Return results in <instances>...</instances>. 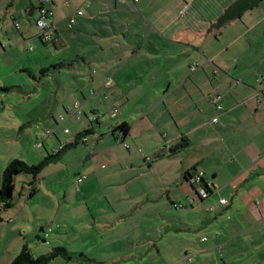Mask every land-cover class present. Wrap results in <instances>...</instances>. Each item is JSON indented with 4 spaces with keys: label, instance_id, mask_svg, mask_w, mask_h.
<instances>
[{
    "label": "crops",
    "instance_id": "obj_1",
    "mask_svg": "<svg viewBox=\"0 0 264 264\" xmlns=\"http://www.w3.org/2000/svg\"><path fill=\"white\" fill-rule=\"evenodd\" d=\"M138 1L141 2L139 7L136 5ZM232 1L83 0L86 8L84 11L77 9L82 14L74 17L73 26H69V17L76 10L68 11L66 16L63 14L64 9L68 10L65 8L68 6L67 0H48L43 5L53 12L48 21V31L52 37L45 41L52 42L54 46L61 44L67 37L63 33V23L67 19V28L72 30L76 26V32L72 35L74 38L86 35L89 29L94 30L91 34L100 38L99 42L102 44L95 40L90 45L99 46L101 51L108 47L111 51L102 55L105 50L100 54L96 53L98 48L83 50L76 54L78 60H74L78 67L84 64L95 70L85 75L89 89L86 95H82L84 104L88 107L91 106L88 102L90 98L96 102V107H90L91 114H104L98 109L99 94H114L118 91L124 93L126 91L121 89L123 87H135L142 83L145 85L147 77L160 78L158 82L151 83L158 84L159 87L154 91L156 99L147 103L146 110L142 107L143 111L133 119L134 123L132 119H126V114H121L118 116L121 121L108 122L106 128L115 140L121 141L123 138L125 141L128 138L133 145L132 151L126 154V165L123 167L129 172L126 179H137L148 173H157L159 176L167 168H173L171 181L160 176L156 186L162 192L167 189L170 202L185 209L183 214L178 215L177 222L175 219H167L165 214H158L160 218L157 226H154L158 229L153 230V235L148 230L137 233L134 221L147 222L145 216L148 218L149 213L144 216L136 215L134 210L137 206H144L145 202H153L156 197L150 199L146 192L138 191L135 192L136 197L129 195L124 200L121 197L112 200L105 194L97 201L110 205V200L114 204L121 200L128 206L127 209L117 212L112 207L111 212H91L77 218L66 217L68 230L76 229L78 237L89 236L95 239V250L92 255L85 243L77 245V248L64 245L72 258L59 264H180L189 253H192L193 258L189 264H264V46L259 44L261 31L254 30L263 23L264 15L257 19L242 18L239 22H234L232 37L226 43L218 41L215 47L211 39H214L213 36L218 37L221 30L216 34L211 25ZM28 5L31 12L38 10L39 0L34 6L30 0ZM248 11L250 10L244 13ZM9 12L14 25L17 24L15 27H19L13 10ZM132 13L134 20H129V14ZM37 17L38 15L35 20ZM3 18L5 19L4 15H0L1 21ZM96 18H99L97 23H91ZM237 19L232 21H238ZM1 21L0 28H3L7 22ZM133 22L136 28L132 26ZM130 28L139 31V39L133 40L125 35ZM210 28V32L205 34ZM252 30L254 31L251 32ZM21 34L26 36L24 32ZM131 45L134 48L129 52ZM112 48L116 50H111ZM135 57L144 60L147 57L149 61L156 59V65L162 69H153L151 75L144 72L138 81L124 84L122 78L132 75L120 71ZM161 59L176 64L165 69L159 65ZM114 62L118 63L113 64ZM109 68L111 71H108ZM120 73L122 78L117 80ZM165 76H174V79L170 78L166 83L162 78ZM106 78H110L111 82ZM105 80L111 87L108 92L102 90ZM79 90L81 93V89ZM216 94L221 96V110H217L212 102V97ZM121 122H126L129 126L125 136L118 130L112 131ZM137 126L141 129L133 134V128ZM89 140L86 139L85 142ZM92 142L84 148L85 154L114 147L104 137H95ZM99 146L104 147L98 149ZM185 146L192 149L191 153L185 159L176 160ZM138 152L147 161L146 167L138 160ZM88 154L80 165L81 172H78L79 175H85L78 185L83 197L89 190L90 194L93 177H97L98 173L93 165L85 163ZM150 158L153 159L151 163ZM205 163L207 167L203 165ZM135 170L139 172L134 173ZM195 170H202L203 179L211 184L207 201H204L207 198L202 201L195 199L188 179L183 176V173H193ZM29 182L30 177L26 180L30 193ZM33 188L35 192V184ZM28 197L31 198L29 195ZM190 198L195 200L191 201ZM220 198L226 200L224 205L219 204ZM84 200L88 203V199ZM21 204L18 208L13 205L16 207L15 214L16 210L19 212L21 209ZM23 206L25 208L26 204ZM209 206L213 207L212 211L207 210ZM5 209L0 204V211L4 213ZM201 209L210 214L206 217L196 214ZM5 216L0 213V221ZM36 226L41 232L45 231L42 225ZM118 227H121V233H118ZM108 232L115 239L111 240L110 245L100 244L98 239L105 237L104 234ZM135 234L136 240H146L144 244L135 241ZM33 236L38 237L35 233ZM202 237H206V240H201ZM173 244L177 246L174 248L176 256L168 262L166 256L173 251L170 247ZM13 256L9 254V263L16 255ZM56 258L47 264L56 263ZM84 259L87 262H82ZM1 264L6 263L4 261Z\"/></svg>",
    "mask_w": 264,
    "mask_h": 264
},
{
    "label": "rangeland",
    "instance_id": "obj_2",
    "mask_svg": "<svg viewBox=\"0 0 264 264\" xmlns=\"http://www.w3.org/2000/svg\"><path fill=\"white\" fill-rule=\"evenodd\" d=\"M29 1L0 0V15L5 17V19L3 18L0 21L1 23H4V21L8 23V25L6 23L3 28H0V175L4 167L12 159H20L29 165H35L47 153L55 154L56 152H53L54 149L60 145L64 146L73 139L77 132L89 125H92L93 132L86 135V139H90L89 141L79 142L75 146L64 149L57 159L42 168L36 176L34 184L37 190L35 189V192L30 196L31 198L28 197L29 186L26 184V180L31 176L26 173L15 174L13 205H17L18 208L21 202L22 204L19 212L16 210L17 214H15L16 207L14 206L5 209L4 213L0 211L2 216L6 215L5 219L0 221V264L4 261L9 264L7 261L9 254L17 255L22 245H27L33 255H40L48 252L52 247L68 245L69 247L77 248V245L85 243L86 249L93 255L94 252L92 251L95 250L93 249V242L95 239L89 236L78 237L76 229L68 230L66 217L77 218L81 215L86 216L91 212H111L112 207L117 212L127 209L128 206L121 200H119L118 204H114L110 200V205L97 201L101 200L105 194L111 197L112 200L115 197L117 199L121 197L124 200L129 195L136 197L137 194L135 192L138 191H140L139 193L146 192L150 199L156 197L153 202L152 200L145 202L144 206H137L134 210L136 215L144 216L149 213L148 218L145 216V219L148 220L147 222L134 221L137 233L138 231L148 230L153 235V230L156 231L158 229L154 228L160 218L158 214H165L167 219H175L177 222L178 215L183 214L185 209L174 206L170 202L167 189L162 192V189L156 186V181L160 176H164L166 181H171L170 177L173 175L174 169L167 168L166 172L159 176L157 173H148L143 177L140 176L141 178L126 179L129 176V172L123 167L126 165V154L132 151L133 145L128 138L125 141L123 138L121 141L115 140L110 130L108 131L106 128L108 122L117 123L121 121L118 118L121 114L123 116L126 114V119H132L131 121L134 123L133 119H136L143 110H146L147 103L156 99L155 95L157 94L154 91L159 87H157L158 84L151 85V83L158 82L160 78L147 77L145 78V85L142 83L135 87L129 85L121 88L126 91L124 93L118 91L114 94H107L106 92L99 94L100 103L98 104V109H101L104 114L96 116L99 119L97 122L90 123L89 118L92 115L90 107H96V102L93 98H90L92 96L90 95L88 102L91 103V106L88 107L84 104L82 95H86L89 89L85 75L92 73L94 69L84 64L78 67L74 60H78L76 54L83 50L97 49L99 46L94 47L90 44L94 43L95 40L100 43V38L92 35L91 33L94 30L91 29L88 30L86 35L81 34L77 39L74 38L72 35L76 32V26L73 28L74 30L67 28L66 19L64 20L65 23H63L65 28H62L63 33L67 37L61 41V44L54 46L52 42L45 41L43 37H40L39 30L35 24L38 10L35 9L31 12V7L28 5ZM36 1L32 0V6L36 4ZM67 1L68 6L65 8H68V10L64 9L63 11L65 16L68 11L77 9L84 11L86 8L83 0ZM136 5L138 7L141 6V2L138 1ZM10 10H13L19 27H15ZM249 10L243 14V17L236 18L238 21L226 24L221 29L218 37L213 36L214 39H211V42H214L215 47H217L218 41L219 43L222 41L226 43L232 37V25L235 24L234 22H239L242 18H261L264 15V0H259L257 5ZM248 15L249 17H246ZM129 16V20H134V13L129 14ZM98 20L99 18H96L91 23L95 24ZM262 22L254 30L261 31L262 35L259 37V44L263 47L264 32L262 31L264 30V20ZM132 26L134 28L137 27L135 22H133ZM90 27H94V25H90ZM22 32L26 33V36H23ZM125 35L133 40L139 39L138 30L134 31L130 28ZM57 43L55 42V44ZM147 46L151 47L149 44ZM133 48V45H131L128 51L132 52ZM206 48L209 49V46H206ZM103 50L105 52L102 55L111 52L108 47L103 48ZM103 50L101 51L98 48L96 53L100 54ZM111 50L115 51L116 49L112 48ZM145 59L135 57L130 60L131 62L127 67H124L120 72H127L132 76L123 79L120 73L117 80L122 78L121 81L124 84L130 81H138L144 72L145 74H150L153 69H162L156 65V59L153 61H149L147 57ZM162 59L159 61V65L164 66L165 69L172 64H176V62H166V60ZM116 63L118 62L113 64ZM103 68H101V71ZM108 71H111V68ZM162 78L167 83V80L170 78L174 79V76ZM106 80L111 82L110 78H106ZM106 80L102 90L108 92L111 87L107 85L108 82ZM112 82L114 83V81ZM147 85L149 86L147 87ZM79 89H81V93ZM159 95H161L160 92ZM74 103H77L82 112L80 117H77L71 111ZM142 107L144 108L143 110ZM140 129L139 126L134 127L133 134ZM95 137H104L106 141L112 142L114 147L103 151L98 150L95 153L91 152L90 155L87 153L88 157L85 163L93 165L98 173L97 177H93L94 182L92 183L90 194L89 190L88 194L83 197L82 192L75 185V180L79 175L78 172H81L80 165L86 157L85 155H87L84 148L93 143L92 140ZM103 147L99 146L98 149ZM191 151L192 149L189 146L183 147L176 160L185 159ZM138 154L140 155L141 153L138 152L136 156H139ZM147 154L153 156L151 153ZM138 160H140L141 165L147 166V161L143 160L141 156L138 157ZM150 160L151 163L153 159L150 158ZM177 163L178 161H176ZM203 165L207 167L206 163ZM138 172L139 170L134 171V173ZM84 199H88V203ZM23 204H26L25 208ZM56 209H58V212ZM55 212H57V215L55 220H53ZM198 213L205 217L210 214L204 212L203 209L196 211V214ZM36 225H42L45 231L41 232ZM48 228L51 230L49 232L50 236H45ZM120 229L121 227L117 228L118 233H121ZM33 233L38 235V237L33 236ZM110 234L111 232L105 233V237L98 239L99 243L110 245L111 240L115 239ZM44 236L46 241L42 240ZM77 237L82 240L80 241ZM134 238L135 241H141L136 240V234ZM145 241L142 240L141 244H144ZM168 245L170 244L168 243ZM170 247L173 251L167 253L166 260L168 262L174 260L176 256L174 248L177 246L173 244ZM88 258L91 259L92 257L88 256ZM55 260L57 262L54 264L64 261L60 257ZM82 262H87V260L85 261L84 259Z\"/></svg>",
    "mask_w": 264,
    "mask_h": 264
},
{
    "label": "trees",
    "instance_id": "obj_3",
    "mask_svg": "<svg viewBox=\"0 0 264 264\" xmlns=\"http://www.w3.org/2000/svg\"><path fill=\"white\" fill-rule=\"evenodd\" d=\"M259 0H233L228 6L219 14L215 20V22L211 25V28L214 29L215 33L220 32L221 28L229 23L230 21L239 18L243 15V13L254 6L257 5ZM216 33V34H217ZM97 122V118L95 120L90 121V123ZM92 125H89L85 129L77 132V134L73 137L72 140L67 142L58 152L55 154L47 153L42 160L35 165H29L20 159H12L2 170L1 174V183H0V204L4 208H10L13 206V189H14V176L18 173H26L30 175V193L29 196H32L34 192V182L36 176L42 170V168L49 164V162L57 159L62 151L66 148L75 146L79 142H83L82 138H86V135L93 132ZM118 130L121 132L123 136L129 130V126L126 122L118 123L112 131ZM191 172L183 173V176L188 179ZM202 187L205 189L207 198L211 193V185L208 187L204 179H202ZM195 196L198 197V194L195 192V186L190 184ZM202 197H199V200L202 201ZM44 241V239H42ZM56 257H60L64 260H70L72 255L67 252L64 247H52L48 252L40 255H33L27 245H22L18 254L11 260L9 264H47L51 260Z\"/></svg>",
    "mask_w": 264,
    "mask_h": 264
},
{
    "label": "built area",
    "instance_id": "obj_4",
    "mask_svg": "<svg viewBox=\"0 0 264 264\" xmlns=\"http://www.w3.org/2000/svg\"><path fill=\"white\" fill-rule=\"evenodd\" d=\"M48 0H39V5H38V17L35 20V24L36 27L39 30V35L41 37H43L44 39L48 40L52 37V35L49 33L48 31V27H49V18L52 17L53 12L50 9H47L46 6L44 7L43 5L47 2ZM82 11L81 10H76L70 17H69V26H71L74 22V17L77 15H81ZM15 26H17V24L15 23ZM220 99L221 96L220 95H216L215 98L212 97V102L215 104V107L217 110H221L222 109V104L220 103ZM74 114L77 115V117H80L82 112L79 109V106L77 105V103H74L72 105V110H71ZM97 117L95 114L90 115L89 120H95ZM46 133H48V131H46ZM122 137V136H121ZM82 141L85 142L86 138H82ZM63 147V145H60L58 148L54 149V153L58 152L61 148ZM147 158V157H146ZM85 178L84 174H80L76 180H75V185L76 187H78L79 183ZM202 179H203V172L201 170H195L193 173L191 172L189 177H188V181L190 184H193L195 187V192L198 194V197L196 196L195 199L197 201L199 200V197L205 198L207 196V193L205 191V189L202 187ZM206 185L209 187L211 184L209 182H206ZM194 198H190L191 201L195 200ZM220 205H224L226 203V200L224 198H220L218 200ZM178 206H180L178 204ZM207 210L212 211L213 207L209 206L207 208ZM50 232V228H48L45 232V236H48ZM44 236V241H46V238ZM201 240H206V237H202ZM218 250H220V246H218ZM192 253L186 254L185 257L179 262L180 264H189L192 261Z\"/></svg>",
    "mask_w": 264,
    "mask_h": 264
},
{
    "label": "water",
    "instance_id": "obj_5",
    "mask_svg": "<svg viewBox=\"0 0 264 264\" xmlns=\"http://www.w3.org/2000/svg\"><path fill=\"white\" fill-rule=\"evenodd\" d=\"M211 28L205 33V34H208L210 32Z\"/></svg>",
    "mask_w": 264,
    "mask_h": 264
}]
</instances>
